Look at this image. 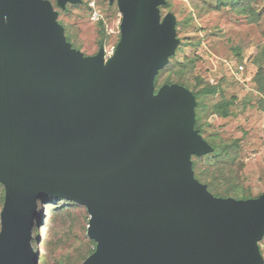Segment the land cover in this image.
I'll return each mask as SVG.
<instances>
[{
  "label": "water",
  "instance_id": "1",
  "mask_svg": "<svg viewBox=\"0 0 264 264\" xmlns=\"http://www.w3.org/2000/svg\"><path fill=\"white\" fill-rule=\"evenodd\" d=\"M108 1L122 16L109 57L74 48L50 0H0V264H40L42 196L87 209L82 264H264V194H212L193 168L215 151L196 96L156 90L181 45L167 0Z\"/></svg>",
  "mask_w": 264,
  "mask_h": 264
},
{
  "label": "rangeland",
  "instance_id": "2",
  "mask_svg": "<svg viewBox=\"0 0 264 264\" xmlns=\"http://www.w3.org/2000/svg\"><path fill=\"white\" fill-rule=\"evenodd\" d=\"M202 1L211 9L198 13L193 11L189 0H172V8L165 10V14L173 12L178 21H187L183 25L184 32L178 34L181 45L176 60L183 62L186 57L195 60L193 76L201 79L202 87L206 83L220 85V92L205 101L208 109L203 113L204 136L216 135L228 143L239 141L236 168H240L242 188L245 194L258 197L264 194V111L254 83L258 71L254 59L264 49V1L255 4L263 15L258 22L229 8L216 10V0ZM56 10L74 48L91 56L104 46L107 57L113 54L120 38L122 20L116 4L110 5L108 0H83L79 4H68L65 10ZM102 39L105 41L100 45ZM222 98L235 101L229 118L211 113L210 107ZM204 161L207 165L213 162L210 156ZM51 202L52 199L45 205L38 203L37 211L43 209L41 217L46 215L47 220L39 231L40 246L34 250H40L41 257L48 254V248L44 246L45 235L55 241L57 233L63 232L62 236L67 234L70 241L51 249L54 256L60 258L71 254L79 246L78 240H85L90 215L85 207L78 206L72 210L71 218L56 225V216H48L50 212L44 210ZM1 210L2 207L0 213ZM260 245L264 256V241Z\"/></svg>",
  "mask_w": 264,
  "mask_h": 264
},
{
  "label": "trees",
  "instance_id": "3",
  "mask_svg": "<svg viewBox=\"0 0 264 264\" xmlns=\"http://www.w3.org/2000/svg\"><path fill=\"white\" fill-rule=\"evenodd\" d=\"M55 9H60L57 5V0H50ZM192 5L193 11L201 13L206 8L211 9L207 4L202 0H189ZM259 0H216V10L222 8H229L232 11L240 15H245L251 18L253 21H260L263 17L261 12L257 11L255 4ZM264 1V0H263ZM172 8V0H167L166 4L161 7L162 14H165L166 9ZM264 12V10H263ZM173 13V12H172ZM174 14V13H173ZM176 16V15H175ZM186 22L177 20V34L183 33V25ZM65 27V26H64ZM66 30V28H65ZM179 37V35H178ZM180 38V37H179ZM68 39V37H67ZM69 41V39H68ZM105 40H100V45L104 44ZM177 55V53H176ZM176 55L171 57L169 64L160 71L158 74L155 85L156 90H158L164 84H173L177 83L183 85L190 89L193 94L196 96L198 105L196 108V129L200 134L208 141V143L215 149L214 153L207 155L212 157V164L207 165L204 157H196L193 159V168L195 171V177L203 184L208 186L209 191L217 197H235L238 199H248L253 198L251 195L245 194L242 188V182L240 180V168L236 166L238 157H239V141H234L232 143L225 142L218 138L216 135H210L209 137L204 136L205 124L203 123V113L208 109L205 101L211 96H215L220 92V85L206 83L203 87L201 85V79L193 76V71L195 68V60L186 57V61L180 62L176 60ZM255 64L257 65L258 71L254 78V83L256 85V90L261 96V109L264 111V49L261 50L254 59ZM197 82V83H196ZM235 101L233 99L222 98L219 102L213 104L210 109L212 115H216L220 118H229L232 115L231 108L234 105ZM50 200L48 196H42L38 203L41 205ZM5 201V189L4 186L0 183V208L4 206ZM80 207L74 202L67 201L65 199H52L50 205H48L44 210L49 211L48 216H56L55 224L62 220H67L73 216L72 210L76 207ZM84 207V206H82ZM42 210L38 212L33 231V241L35 246L33 248L37 250L39 239V231L44 217H41ZM87 210V209H86ZM2 211V210H1ZM88 212V211H87ZM47 220V219H46ZM45 220V221H46ZM40 226V228H39ZM53 229V228H52ZM1 230V223H0ZM62 233H57V239L54 241V238L49 239L45 235L46 242L44 246L48 248V254L41 257L40 264H82L94 251L96 248V243L88 237V234L85 240H78L79 246L74 248V251L71 254H66L57 258L54 256V251L51 249L59 245L64 246L67 242L70 241V238L67 234L62 236ZM36 235V236H35ZM264 241V239H263ZM262 241V242H263ZM261 242V243H262ZM260 243V244H261ZM37 246V247H36ZM43 246V245H41ZM261 253L262 252V247ZM37 252V251H36Z\"/></svg>",
  "mask_w": 264,
  "mask_h": 264
}]
</instances>
